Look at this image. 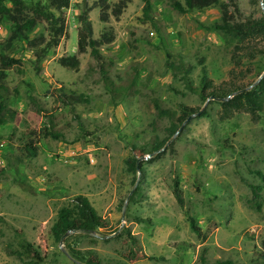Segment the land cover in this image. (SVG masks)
Segmentation results:
<instances>
[{"label": "rangeland", "instance_id": "1", "mask_svg": "<svg viewBox=\"0 0 264 264\" xmlns=\"http://www.w3.org/2000/svg\"><path fill=\"white\" fill-rule=\"evenodd\" d=\"M119 1L109 0L112 8ZM225 1L237 19L264 16L262 0ZM144 6L143 0H130L120 17L109 9V19L102 21L99 0H71L63 10L68 35L43 60L40 72L34 49L27 41L9 46L10 23H0V52L23 61L7 77L9 105L18 113L0 124V165L6 168L0 174V264H33L12 250L21 249L23 240L39 246L41 229L47 241L41 264H77L68 254L70 247L92 250L104 263L214 264L232 259L264 264V208L258 212L249 202L250 183H262L253 170L264 171V108L255 111L246 104L236 107L203 97L167 66L170 58L191 62L194 86L200 85L205 66L214 86L228 92L251 87L264 73V34L247 40L250 49L237 50L234 57V43L201 25L220 21L219 7L181 13L172 0H152L146 14ZM86 12L95 38L114 35L100 47L109 81L90 47L78 52ZM41 34L49 37L46 21L31 37ZM74 53L80 59L78 70L60 64L62 56ZM74 92L87 101L66 104V95ZM157 102L175 110L174 118L160 117ZM181 104L197 111L171 134L172 122L179 124ZM48 127L62 132L61 138L43 136ZM37 137L38 155L27 157L25 147ZM161 141L159 152L137 156L144 173L128 169L126 158L138 149L149 155ZM176 179L184 191L183 207L173 193ZM79 194L87 195L107 219L108 226L100 229L105 237L72 233L57 240L50 229L59 210L73 206ZM189 215L208 232L207 239L193 231ZM129 233L140 242L144 257L125 255L133 247Z\"/></svg>", "mask_w": 264, "mask_h": 264}, {"label": "trees", "instance_id": "2", "mask_svg": "<svg viewBox=\"0 0 264 264\" xmlns=\"http://www.w3.org/2000/svg\"><path fill=\"white\" fill-rule=\"evenodd\" d=\"M130 0H120L113 8L109 0H99L101 6L100 18L102 21H107L110 17L109 9L114 16L120 17L125 8L128 6ZM145 2L144 11L146 14L152 9V0H143ZM258 2L259 0H253ZM264 1V0H263ZM71 0H0V23L8 21L10 23V30L7 36V44L13 45L19 41H27L34 49L36 57V69L38 72L42 70V62L48 54L57 47L62 38L68 35L66 24V17L63 14L65 8L70 7ZM172 5L181 13L192 12L193 10H204L209 7L217 6L221 11V20L212 24H201L208 29L217 30L223 33L225 39L230 43L235 44V54L237 50L250 49V45L246 44L247 40L255 38L256 35L264 34V16L259 19H237L235 13L230 8V4L225 0H172ZM238 9V7L236 8ZM58 11L59 13H57ZM238 11V10H237ZM46 21L49 27V37L41 34L37 37H31V33L36 26L41 22ZM82 27L78 32V52H86L88 47L91 48V53L94 57L101 61V70L109 81V72L104 65V57L101 52V45L113 41V33H102L100 38H95L94 28L88 12L81 16ZM61 65L67 68L79 69L80 59L77 53L71 55H64L59 59ZM23 65L22 58L11 55L7 52H0V124H5L14 120L17 111L9 105V91L10 86L7 83L8 71L13 67ZM167 66L172 70L174 75H182L187 82V87L196 92H200L203 97H213L220 99L223 104H230L231 106L247 105L251 109L264 108V77L255 87L245 89L246 87H234L229 92L223 87L214 86L207 74V69L203 67V76L199 86H194L192 83L191 73L194 66L191 62L179 61L169 59ZM17 92V90H16ZM235 94L231 100H227L228 96ZM68 100H64L66 104L78 103L87 101L83 94H76L75 92L67 96ZM182 115L178 118L179 124L175 121L170 126L171 134L178 131L183 120L197 111L196 108H191L185 104H181ZM156 108L160 117L170 116L174 118L176 111L162 106L161 103H156ZM62 132L55 131L53 127L45 128L43 136L54 138H61ZM40 137V135H39ZM39 137L31 139L26 145L27 157H35L39 152ZM165 141L155 144L154 150H159L163 147ZM135 149H137L135 147ZM147 152L145 149H138L135 156L128 157L125 162L130 171L137 173L141 171L144 173V166L138 164L137 156H144ZM264 161V158H262ZM6 168L0 165V174L4 173ZM261 179L262 183H250L253 197L250 199L251 207L256 211L261 212L264 208V171L263 169L253 170ZM139 188H137L138 190ZM174 196L178 203L185 206L184 191L181 187L179 179L175 180ZM73 206H64L59 210L58 219L50 229V233L54 235L57 240H62L64 235L66 238L72 233H84L97 235L100 238L105 236L100 234V229L108 226V221L103 217L90 198L85 194H79L73 199ZM191 228L197 236L203 240L208 238V232L202 228L194 216L189 215ZM22 231V230H19ZM41 243L36 246L35 243L28 240L21 242V249L12 250L19 256L27 255L33 264H41L47 255V241L43 229L40 231ZM128 237L132 240L133 247L129 248L126 256L132 260L144 257L142 246L135 237L129 233ZM65 238V239H66ZM64 239V240H65ZM42 249V251L40 250ZM70 256L77 264H119V263H104L97 256L96 252L92 250L81 251L74 247L69 249ZM264 257V254H262ZM205 262V257L202 256ZM9 264V263H3ZM214 264H236L232 259H218Z\"/></svg>", "mask_w": 264, "mask_h": 264}, {"label": "water", "instance_id": "3", "mask_svg": "<svg viewBox=\"0 0 264 264\" xmlns=\"http://www.w3.org/2000/svg\"><path fill=\"white\" fill-rule=\"evenodd\" d=\"M262 7L264 8V1H263V0H262ZM263 77H264V73L261 75V77H260L256 82H254V83L252 84L251 87H253V86H255L257 83H259ZM251 87H247V88H245V89H250ZM198 113H200V112H198ZM193 116H194V115H190V116L187 118V120L184 122V124H185L187 121H189L190 119H192ZM184 124H183V125H184ZM183 125L179 128V130L177 131V133L183 128ZM160 150H161V149L156 150L155 152H153V153H151V154H149V155L142 156V158H148V157L154 155L156 152H159ZM139 163H140V159H138V164H139ZM139 172H141V171H139ZM137 184H138V181H137V183H136V186H137ZM136 186L132 189L130 195L134 192ZM125 206H126V204H125ZM66 236H67V235H64V236H63L62 241H64V239L66 238ZM66 252H67V251H66ZM67 253H68V252H67ZM68 254H69V253H68Z\"/></svg>", "mask_w": 264, "mask_h": 264}, {"label": "built area", "instance_id": "4", "mask_svg": "<svg viewBox=\"0 0 264 264\" xmlns=\"http://www.w3.org/2000/svg\"><path fill=\"white\" fill-rule=\"evenodd\" d=\"M43 180H45V177H43Z\"/></svg>", "mask_w": 264, "mask_h": 264}]
</instances>
